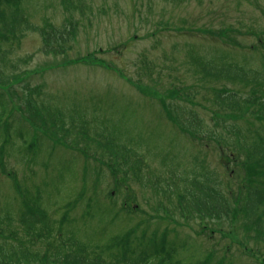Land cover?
Wrapping results in <instances>:
<instances>
[{
    "label": "rangeland",
    "instance_id": "obj_1",
    "mask_svg": "<svg viewBox=\"0 0 264 264\" xmlns=\"http://www.w3.org/2000/svg\"><path fill=\"white\" fill-rule=\"evenodd\" d=\"M0 9L8 13V8ZM20 12L24 23L18 24L17 36L0 39L1 74L16 75L14 86L34 90L38 99L31 96L38 105L61 110L65 123H69L70 109L80 110L87 120H98L89 123L90 138L98 133L95 129L106 127L107 135L115 136L117 145L130 146L147 160L151 158V169L155 170L143 173L149 181L144 188L134 177L123 184V177L118 175L115 183L110 172L114 163L101 156L102 151L86 149L96 158L89 155L82 159L77 154L82 151L79 149L86 152L83 147L87 146L73 143L74 134L69 137L63 133L59 139L50 122L41 119L34 125L14 119L16 106L8 99L10 87L7 89L5 82L0 90L8 99V107L0 117V136L2 141L11 139V127L18 121L15 129L27 133L23 150L28 156L21 148L14 151L4 146L0 166H4L5 173L13 170L21 179L26 177L24 186L31 188V197L35 198L38 191L44 194L48 202L43 206L51 219L59 221L65 213L69 222L78 221L73 230L86 231L91 244L139 226L137 237L163 230L168 244L180 243L186 236L194 239L198 246L195 254L200 258L211 250L215 257L227 258L232 264H264V236L245 225L242 216H231V221L221 223L208 218V227L197 219L183 222L173 216L174 196L170 191L178 181L171 186L167 182L168 170L161 166L175 158L187 164L188 157L195 156L209 172L220 176V150L206 149L216 145L215 135L225 134L220 123L225 122V127L235 124L245 133L247 128L264 130V120H257L252 108L245 109L236 122L228 121L232 113H219L211 99L222 97L228 83L205 79L208 83L203 84L206 81L199 80L194 65L196 59L208 61L224 55L238 66L264 73V0H22ZM58 32L64 33L61 40L48 36ZM45 47L51 51L44 52ZM17 91L22 100L26 93L30 95L27 90ZM168 107L178 120L170 119ZM45 114L40 112V116ZM24 115L27 117L25 112ZM217 118L222 120L219 125L215 124ZM208 133L211 137L201 141V135ZM206 143L209 147H204ZM31 155L33 177L27 172ZM161 159H165L164 163ZM131 162L134 164V159ZM70 167L85 174V195L73 208L65 206L56 215L55 209L77 198L75 191L82 188L78 178L71 184L64 181L67 192L73 189L72 197L62 199V203L54 197L58 172ZM1 169L0 209L9 207L16 213L23 200L14 196L13 185ZM93 181L99 184L95 186ZM153 185H159L161 192L167 186L171 190L166 191V196L156 194L151 190ZM96 189L101 191L97 194L102 193L99 197L93 193ZM89 191H93L90 197ZM94 197L93 209L87 210L86 201L92 202ZM112 200L116 205L127 201L132 211L137 206L143 214L122 218L116 213L118 208L110 204ZM228 200L232 207L233 200ZM15 213L12 229L19 240H24L23 227L17 224ZM68 226L62 225L66 233ZM190 253L184 252L187 259Z\"/></svg>",
    "mask_w": 264,
    "mask_h": 264
},
{
    "label": "trees",
    "instance_id": "obj_2",
    "mask_svg": "<svg viewBox=\"0 0 264 264\" xmlns=\"http://www.w3.org/2000/svg\"><path fill=\"white\" fill-rule=\"evenodd\" d=\"M20 3L21 0H0V8H8V13L4 9H0V39H4L5 35H12L15 38L17 33H19L17 26L24 23L21 17ZM12 5H18V8L16 9ZM56 35L48 36L59 37L61 40L64 33L58 32ZM46 50L50 49L45 47L44 52ZM194 65L200 75V81L205 82V79H210L214 81L222 80L228 83L224 87L225 92L223 95L221 94L222 97L219 98L217 96L218 92L212 90V93L214 92V95L217 94V97L215 100L211 99L213 105L219 109V113L227 111L233 114L228 121L236 122V117L242 115L247 108H252V112L257 117V120H264V73L251 71L244 66H238L228 61L224 55L215 60L201 61L196 59L194 60ZM16 79L17 77L13 73L3 75L0 71V86H3L5 82H7V86H12L9 88L8 99L12 100L13 105L16 104L22 107L14 108L15 112L12 115L14 119L25 121L24 119L29 118L33 124L34 121L38 122V118L48 119L50 124H53L55 127V133L61 136L63 133H66L68 136L72 133L76 138L72 142L76 145L82 143L87 146L83 147L85 150L93 149L97 153L102 151L101 156H107V161L114 163L111 165L115 168L110 172L115 183L118 175L123 177V184L129 181L131 177L137 179L141 188H144L149 183L143 173L155 170L151 169V158L147 160L143 154L133 151L130 146L117 145L118 143L114 140L116 139L115 136L107 135L106 127L99 128L98 130L95 129L99 134L94 132L92 135L94 138H90L89 123L94 124L93 121L98 120L85 119L87 115H84L80 110L72 112L70 109V111H67L69 123L63 121L64 115L61 113V110L51 109L39 104L37 105L38 110L46 114L40 116V112L36 113L38 111L36 108L33 112L30 107L33 105V101L30 104L27 98H24L22 101L16 92H18L17 90H27L30 95L36 98L39 94L34 90H29L28 87L26 89L14 87V83L12 82L16 81ZM207 83L208 81L203 84ZM201 85L200 88L206 90V87ZM2 93L3 91L0 90L1 119L4 116V109L6 114L8 107V99ZM168 109L170 111V119L172 121L178 120L179 118L175 114L174 117L172 116L173 111L170 107ZM24 112L27 114V117L24 115ZM216 120H218L215 123L216 125H219V122L222 121L220 118ZM18 121L16 122L18 123ZM55 121L57 122L54 123ZM124 121H128V119H124ZM187 121L188 123L190 122L189 119ZM16 122L11 127V139L2 141V135L0 136V153H4V146H9L14 151H19L21 148V151L28 157L23 150L27 140V133L25 131L18 133V130L15 129L17 127ZM55 124L57 125L55 126ZM220 127L225 130V134L215 135L214 141L216 145L209 148L208 151L212 149L214 151L220 150L218 154L221 157L220 166L223 170L222 175L219 176V174L209 172L195 156L192 158L188 157L189 161L187 164L178 161L176 158L165 163V159H161V162L164 163V166L161 165L162 168L168 170L165 169L167 171L166 175L169 178L167 182L173 186L172 182L178 181V185L173 186V190L167 186V189L163 190V192L159 189V185H153L151 190L153 193H161L164 196L171 190L170 193L174 196L173 201H171L172 212H174L173 216H179L183 222L197 219L200 224L208 227V218L221 223L224 220H228L229 222L233 216L239 215L242 216L245 225L253 228L257 234L264 236V130L252 131L250 128H247V133H245L235 124L225 127V122H221ZM58 128H61V131ZM13 133L17 134L13 135ZM79 133L86 136V141L82 140L79 135H76ZM207 137H211V134L201 135L200 140L202 141ZM204 147H209V144L206 143ZM79 150L82 151L77 155L82 159L83 157L87 159L90 156L96 158L95 154L92 155L89 152L90 150H86V152L83 149ZM110 150L114 152L107 153ZM115 150H118V152L115 153ZM29 158L27 172L33 177L35 170L31 166L33 165L32 159L34 156L31 155ZM94 158L92 160L96 162ZM132 159H134V164L131 162ZM117 160L121 161V163L119 164ZM103 162L101 161V164ZM157 162L160 165L158 160ZM174 163L175 168L173 169ZM104 165H108V168H110V164L104 163ZM167 166L169 167L167 168ZM3 167L2 165L0 166V169L2 168L1 171L4 169ZM5 172L4 170L2 171L3 174L7 175ZM16 173L12 170L7 175V178L10 179V183L13 185L14 196L17 195L23 200V205L20 204L19 208L17 207L16 209V213H14L17 217V224L23 227L24 240H19L16 230L12 229L14 213L11 208L0 209V264H232L227 258L215 257L211 250L207 251L205 256L200 258L195 254L198 248V246L195 247L197 243L188 236L177 244H168L166 242V232L163 230L156 231L150 235L143 233L140 237H137L136 231L139 226L133 227L131 232L121 233L105 241L91 244L92 240L89 236L85 235L86 231L79 233L77 230H73L78 221L72 220L69 222L65 213H62L59 221L52 220L47 208L43 206L45 202H48L45 201L44 194L38 191L35 198L31 197V188L29 191L24 186L26 184V177L21 179L18 173L17 175ZM150 173L152 174L153 172ZM76 179L78 185L82 187L75 191L78 197L69 203H65L64 206L55 209L56 215L59 211L66 209V207L73 208L82 200L83 195H85L86 183L85 174L80 172L78 174L75 167L63 168L58 172L57 187L53 193L54 197L61 200L65 198L68 200L72 197L70 195L73 194V189L67 192L68 188L64 184H67V181L71 184ZM64 181L66 182L63 184ZM94 184L97 186L99 183L95 182ZM123 184L119 185V190ZM78 185H76V188ZM93 191H89V197L91 192L97 197L102 194H97L101 192L97 189ZM96 199L94 197L92 202H85L87 210L93 209V202H96ZM228 199L233 200L232 207L229 206ZM63 200L60 202L62 203ZM114 201H110V204L113 205V208H118L116 213H119V216L122 218L127 215L137 216L143 214L139 207L132 211L126 205L128 199L127 201H122L119 205H116L117 203ZM86 214L88 215V213ZM53 216H55L54 213ZM65 224L69 225V233H66V230L62 229V225L64 226ZM185 251H191L190 259H187L185 256ZM179 253L182 255L177 256Z\"/></svg>",
    "mask_w": 264,
    "mask_h": 264
}]
</instances>
